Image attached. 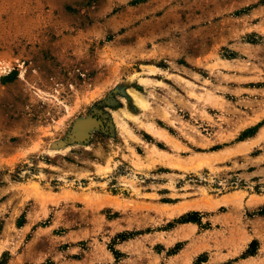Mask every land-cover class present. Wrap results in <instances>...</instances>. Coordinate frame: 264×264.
I'll return each instance as SVG.
<instances>
[{
    "label": "rangeland",
    "instance_id": "obj_1",
    "mask_svg": "<svg viewBox=\"0 0 264 264\" xmlns=\"http://www.w3.org/2000/svg\"><path fill=\"white\" fill-rule=\"evenodd\" d=\"M0 264H264V0H0Z\"/></svg>",
    "mask_w": 264,
    "mask_h": 264
},
{
    "label": "crops",
    "instance_id": "obj_2",
    "mask_svg": "<svg viewBox=\"0 0 264 264\" xmlns=\"http://www.w3.org/2000/svg\"><path fill=\"white\" fill-rule=\"evenodd\" d=\"M222 254H218V253H211L209 256V259H211V261L213 260L214 262L217 261V263H222L223 261H225V259L227 258H219L221 257ZM217 257V258H216ZM217 259V260H215ZM236 263V261L234 262Z\"/></svg>",
    "mask_w": 264,
    "mask_h": 264
},
{
    "label": "bare ground",
    "instance_id": "obj_3",
    "mask_svg": "<svg viewBox=\"0 0 264 264\" xmlns=\"http://www.w3.org/2000/svg\"><path fill=\"white\" fill-rule=\"evenodd\" d=\"M93 124V121L89 120V119H86V120H82L79 122V126L80 128L83 130V129H86L88 128L89 126H91ZM84 131V130H83ZM82 131V132H83Z\"/></svg>",
    "mask_w": 264,
    "mask_h": 264
}]
</instances>
